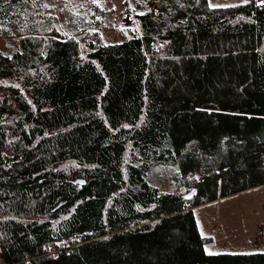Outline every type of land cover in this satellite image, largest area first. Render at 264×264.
I'll return each instance as SVG.
<instances>
[{
	"label": "trees",
	"instance_id": "16d2710c",
	"mask_svg": "<svg viewBox=\"0 0 264 264\" xmlns=\"http://www.w3.org/2000/svg\"><path fill=\"white\" fill-rule=\"evenodd\" d=\"M32 1L0 0V264H264L196 216L264 186L263 0H136L116 44Z\"/></svg>",
	"mask_w": 264,
	"mask_h": 264
},
{
	"label": "rangeland",
	"instance_id": "374dc122",
	"mask_svg": "<svg viewBox=\"0 0 264 264\" xmlns=\"http://www.w3.org/2000/svg\"><path fill=\"white\" fill-rule=\"evenodd\" d=\"M243 2L209 0L212 8ZM30 6L50 15L65 33H75L79 27L90 34H100L106 44L121 43L131 37L137 30L135 16L145 12L136 7V0H33ZM127 14L133 20L131 27L123 24ZM11 44V40L0 38V51H7ZM158 186L171 189L168 184ZM191 192L192 189H182L186 196L194 195ZM196 216L201 233L212 239L206 246L207 254L264 253V186L198 208Z\"/></svg>",
	"mask_w": 264,
	"mask_h": 264
},
{
	"label": "water",
	"instance_id": "95a60500",
	"mask_svg": "<svg viewBox=\"0 0 264 264\" xmlns=\"http://www.w3.org/2000/svg\"><path fill=\"white\" fill-rule=\"evenodd\" d=\"M76 183H77V184H79V183H80V184H85V182H83V181H80V180H79V181H77ZM191 193H195V190H194V189H192V192H191Z\"/></svg>",
	"mask_w": 264,
	"mask_h": 264
},
{
	"label": "crops",
	"instance_id": "0c3cea01",
	"mask_svg": "<svg viewBox=\"0 0 264 264\" xmlns=\"http://www.w3.org/2000/svg\"><path fill=\"white\" fill-rule=\"evenodd\" d=\"M254 242L256 241V240H253Z\"/></svg>",
	"mask_w": 264,
	"mask_h": 264
},
{
	"label": "snow or ice",
	"instance_id": "6c2138e0",
	"mask_svg": "<svg viewBox=\"0 0 264 264\" xmlns=\"http://www.w3.org/2000/svg\"><path fill=\"white\" fill-rule=\"evenodd\" d=\"M210 254H212V253H210Z\"/></svg>",
	"mask_w": 264,
	"mask_h": 264
}]
</instances>
